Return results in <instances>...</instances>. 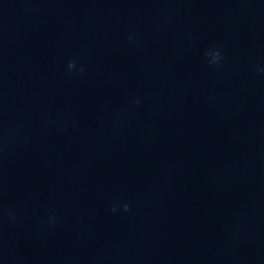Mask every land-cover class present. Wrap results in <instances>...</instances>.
<instances>
[{
	"label": "clouds",
	"instance_id": "9594fccd",
	"mask_svg": "<svg viewBox=\"0 0 264 264\" xmlns=\"http://www.w3.org/2000/svg\"><path fill=\"white\" fill-rule=\"evenodd\" d=\"M206 55L211 57V60L209 61L211 64H215L221 59V54L219 51H214V52L210 51L206 53ZM75 66H76L75 61H70L68 63L69 70L75 68ZM80 71H83V68H81ZM259 71H261V73H264V69H259ZM136 103H139V101L137 100ZM117 208H118V205H113V207L111 208V211L115 213L117 211ZM129 210H130V205L125 203L123 205V211H129ZM12 218L14 219L15 217L12 216ZM51 219H52V222L54 223L55 217H52Z\"/></svg>",
	"mask_w": 264,
	"mask_h": 264
}]
</instances>
